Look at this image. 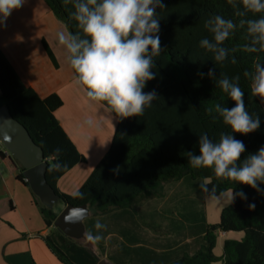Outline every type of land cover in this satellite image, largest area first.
Returning a JSON list of instances; mask_svg holds the SVG:
<instances>
[{
    "label": "trees",
    "instance_id": "1",
    "mask_svg": "<svg viewBox=\"0 0 264 264\" xmlns=\"http://www.w3.org/2000/svg\"><path fill=\"white\" fill-rule=\"evenodd\" d=\"M44 1L71 32L79 31L75 21L69 19L71 5L65 6L61 0ZM163 3L165 8L157 9L162 51L155 57L156 67L153 71L156 78L147 82L144 89L145 92L155 89L159 98L146 108L141 117H116L117 128L107 155L78 189L83 193L82 199L74 198L58 188L59 181L66 174L79 164L86 163L85 156L79 152L55 116L64 105L63 99L58 94L42 99L35 90L27 88L0 51V91L3 100L12 115L43 148L50 163L48 182L66 205H88L94 212L91 216L137 213L143 201L162 197L166 184L183 180L205 184L207 190L201 187L204 200L222 197L232 190L246 193L247 200L236 198L222 210L217 224L208 222L205 207L198 212L197 207H193L196 203L192 202L184 215L188 224L185 231L188 239L195 240L181 247L182 255L178 257L172 254L169 258L160 259L128 253L126 256L133 258L134 262L264 264V194L257 193L247 185L217 177L210 168H192L186 156L187 152L199 154L200 133L206 132L215 142L221 133L230 132L215 111L217 105L234 106V102L217 87L216 80L222 74L230 80L239 77L247 110L261 114L259 130L247 135L234 133L246 146L241 159L264 145V107L259 98L251 94L250 78L245 76V72L252 71L257 62H264V52L249 53L244 50L246 44H251L252 36L247 32L246 23L241 26V21L255 17L245 12L240 0H233L232 4L227 0H163ZM214 15H222L237 25L229 39L218 45L228 52L227 58L220 63L214 61V52L199 46L201 39L212 41L204 21ZM233 58L235 64L231 62ZM210 68L215 69L214 77L207 75ZM198 72H203L204 77L197 75ZM57 148L62 149L58 158L55 152ZM57 159L65 165L59 171L55 169ZM6 163L13 165L14 171L20 170L17 180L30 188L25 182L22 166L13 158ZM259 186L264 188V184ZM6 201H0V206ZM40 202L36 197L35 203L40 208L45 225L52 230L58 213ZM253 203L255 208H250L249 205ZM14 210V203L9 200L7 213ZM6 214L0 213V220ZM92 222L88 233L103 237L95 244L104 251L107 236L101 227H95L99 224L97 219ZM37 237L44 241L62 264H99L101 261L87 245L65 236L58 229L46 237ZM133 241L136 240L133 238ZM219 244L223 248L221 255L216 252Z\"/></svg>",
    "mask_w": 264,
    "mask_h": 264
},
{
    "label": "clouds",
    "instance_id": "2",
    "mask_svg": "<svg viewBox=\"0 0 264 264\" xmlns=\"http://www.w3.org/2000/svg\"><path fill=\"white\" fill-rule=\"evenodd\" d=\"M71 5L69 19L75 21L79 31L57 33V41L67 52V60L74 72L75 84L83 90L90 102L103 103L109 111L120 118L141 117L146 108L159 98L155 89L145 92L147 82L156 78V60L161 48L160 17L157 9H164L163 0H61ZM25 0H0V26H5L14 10L20 9ZM232 4L233 0H227ZM246 13L255 18L241 21L247 24V32L252 36L251 44L244 50L249 53L264 52V0H240ZM204 27L212 36L199 41L201 48L214 52V61H224L228 52L218 45L229 39L237 25L222 15L210 16L204 21ZM256 45H259L257 47ZM236 63L235 58L231 61ZM215 69L210 68L207 75L214 77ZM201 78L203 72H198ZM249 77L251 94L261 98L264 103V62H257L252 71H246ZM217 87L234 102V106L217 105L215 111L229 129L221 133L218 141H213L206 132L199 134V154L187 152L188 164L195 169L210 168L217 177L247 185L257 193L264 194V145L255 153L246 152L243 140L234 133L247 135L261 127V114L250 113L245 105V93L241 89L239 77L230 80L226 75L216 80ZM85 124L92 126L91 118ZM62 149L55 150L57 158ZM65 167L59 160L55 169ZM114 171H118L114 170ZM200 187L207 190L205 184ZM215 191V188H213ZM228 201L236 198L247 200L243 190L226 193ZM74 198H83L79 190L72 193ZM255 208V204H250ZM81 213L72 211L65 220H79ZM96 228L101 227L98 223ZM88 241L98 243L100 235L88 233Z\"/></svg>",
    "mask_w": 264,
    "mask_h": 264
},
{
    "label": "crops",
    "instance_id": "3",
    "mask_svg": "<svg viewBox=\"0 0 264 264\" xmlns=\"http://www.w3.org/2000/svg\"><path fill=\"white\" fill-rule=\"evenodd\" d=\"M60 31H64L67 35L70 30L52 13L44 0H25L24 5L14 10L8 17L6 25L0 26V51L22 83L27 88L35 90L42 99L52 94H58L63 99L62 91L68 82L74 83V72L71 68H68V79H65L62 73L63 61L67 59V52L57 41V33ZM259 100L261 102V98ZM63 101L65 105V99ZM261 104L264 107V103ZM56 118L64 128L62 120L60 121L57 116ZM67 134L70 137L69 133ZM76 168L59 181V190L62 191L63 183L66 189L72 187L70 178L75 179ZM12 174L15 172L11 171ZM17 187L18 185L15 184L13 192L17 191ZM12 197L8 195L2 200L14 202V213L18 211L19 203L15 202V198ZM185 203L186 200L179 198L169 208H158L148 212L139 208L137 213H127V215L116 213L105 217L90 216L85 220L87 235L88 228L93 223L92 220L97 219L107 236L104 251L100 250L107 252L108 255L104 259L113 264H143L142 261L134 262L133 258L127 257L128 253H139V255L154 256L160 259L169 258L172 254L179 257L183 253L181 247L195 240V238L188 239L185 231L188 226L184 216L188 208ZM201 203L203 202L199 204ZM181 208H183V213L177 212V209ZM49 231L50 229H45L40 235L46 237ZM133 238L136 241H133ZM35 239L39 238L35 237ZM37 247L42 249V256L50 264H62L47 246L44 252L41 246ZM0 264H5L1 256Z\"/></svg>",
    "mask_w": 264,
    "mask_h": 264
},
{
    "label": "rangeland",
    "instance_id": "4",
    "mask_svg": "<svg viewBox=\"0 0 264 264\" xmlns=\"http://www.w3.org/2000/svg\"><path fill=\"white\" fill-rule=\"evenodd\" d=\"M60 52L63 53L61 50ZM59 55L62 56V54ZM68 68H70L68 60L64 59L62 73L65 79L69 78ZM62 96L65 99V105L55 116L60 121L62 120L65 130L69 133L79 152L86 158V163L79 164L74 171L75 179L70 178L72 187L66 189L64 183L62 184V192L72 195L83 185L107 155L117 128V118L101 103L90 102L75 82H68L62 91ZM89 118L93 120L92 126L85 124V120ZM14 172L16 175H11V169L0 163V199L11 195L15 198V202L18 201L19 203L18 211L14 213H7L9 212V200L0 206V213H7L0 220V256L5 264H50L42 256V249L37 247L41 246L44 252L46 248L44 241L40 238L35 239L43 230L47 229L40 208L35 203L36 196L31 188L16 180L20 170L12 173ZM15 184L18 187L17 191L13 192ZM179 198L186 200L185 204L189 208L191 202H195L193 207H197L198 212H201V207H205L210 224L219 223L222 210L232 204L228 201L226 194L222 197L205 198L204 200L199 183L192 184L188 180H183L166 184L162 197L145 200L139 208L147 212L158 208H169ZM37 199L39 200L38 197ZM200 202L203 204H199ZM40 204L43 205L41 202ZM52 209L59 215L64 209V204L60 202ZM178 211L183 212V208L177 209ZM91 213L94 215L93 211ZM55 230L54 227L47 235L52 234ZM79 242L87 245L98 255L100 260L108 255L106 251L102 252L88 239ZM46 250L45 252L49 254ZM216 252L219 255L222 254L221 244L218 245Z\"/></svg>",
    "mask_w": 264,
    "mask_h": 264
},
{
    "label": "water",
    "instance_id": "5",
    "mask_svg": "<svg viewBox=\"0 0 264 264\" xmlns=\"http://www.w3.org/2000/svg\"><path fill=\"white\" fill-rule=\"evenodd\" d=\"M0 143L10 152L12 158L17 161L24 171L27 182L41 203L53 208L58 203L64 204L63 211L57 216L54 227L65 236L76 240L87 239L85 220L91 216L88 205H66L55 188L48 182L47 172L50 166L45 152L32 138L28 129L17 120L5 104L0 91ZM72 211L81 213L79 220H65ZM99 264H113L104 259Z\"/></svg>",
    "mask_w": 264,
    "mask_h": 264
},
{
    "label": "built area",
    "instance_id": "6",
    "mask_svg": "<svg viewBox=\"0 0 264 264\" xmlns=\"http://www.w3.org/2000/svg\"><path fill=\"white\" fill-rule=\"evenodd\" d=\"M0 163L3 166H6L7 168L11 169V171H14V167L11 164L6 163L8 159L12 158V155L10 152L0 143Z\"/></svg>",
    "mask_w": 264,
    "mask_h": 264
}]
</instances>
